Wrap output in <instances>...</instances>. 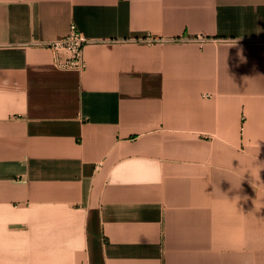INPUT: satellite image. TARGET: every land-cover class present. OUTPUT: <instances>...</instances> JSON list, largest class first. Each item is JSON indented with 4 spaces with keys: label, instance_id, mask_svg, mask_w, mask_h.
Returning <instances> with one entry per match:
<instances>
[{
    "label": "crops",
    "instance_id": "obj_1",
    "mask_svg": "<svg viewBox=\"0 0 264 264\" xmlns=\"http://www.w3.org/2000/svg\"><path fill=\"white\" fill-rule=\"evenodd\" d=\"M0 264H264V0H0Z\"/></svg>",
    "mask_w": 264,
    "mask_h": 264
},
{
    "label": "built area",
    "instance_id": "obj_2",
    "mask_svg": "<svg viewBox=\"0 0 264 264\" xmlns=\"http://www.w3.org/2000/svg\"><path fill=\"white\" fill-rule=\"evenodd\" d=\"M203 39L204 37L202 36L195 37V40L197 41H201ZM167 40L170 39L153 34H147L138 39L139 42L141 41L144 43H157ZM90 42H92L91 39H89L74 22H72L69 26L68 32L65 35L53 39L52 41L40 44L52 50L53 63L59 69H72L81 71L86 68L84 49L85 46Z\"/></svg>",
    "mask_w": 264,
    "mask_h": 264
}]
</instances>
